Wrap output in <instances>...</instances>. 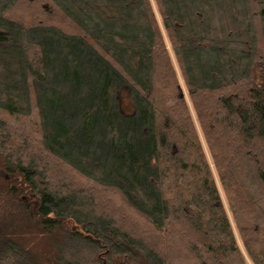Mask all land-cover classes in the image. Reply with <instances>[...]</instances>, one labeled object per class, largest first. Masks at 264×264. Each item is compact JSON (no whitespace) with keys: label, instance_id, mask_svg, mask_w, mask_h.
Segmentation results:
<instances>
[{"label":"trees","instance_id":"obj_1","mask_svg":"<svg viewBox=\"0 0 264 264\" xmlns=\"http://www.w3.org/2000/svg\"><path fill=\"white\" fill-rule=\"evenodd\" d=\"M0 262L264 264V0H0Z\"/></svg>","mask_w":264,"mask_h":264},{"label":"rangeland","instance_id":"obj_2","mask_svg":"<svg viewBox=\"0 0 264 264\" xmlns=\"http://www.w3.org/2000/svg\"><path fill=\"white\" fill-rule=\"evenodd\" d=\"M122 103H123V104H128V103H127L126 90H124V91L122 92ZM37 162H38V164H40L41 166H42L43 164H47V165H46L47 167L49 166V160H48L47 158H44L43 161L38 160ZM50 166H51V165H50ZM61 177H62V176H61ZM68 179H70V177H69ZM0 264H1V262H0Z\"/></svg>","mask_w":264,"mask_h":264}]
</instances>
